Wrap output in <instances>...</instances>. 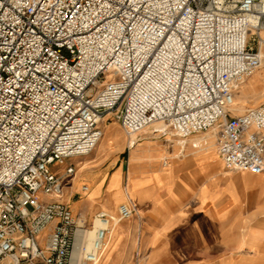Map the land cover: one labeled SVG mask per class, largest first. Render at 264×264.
I'll list each match as a JSON object with an SVG mask.
<instances>
[{
  "label": "built area",
  "instance_id": "built-area-1",
  "mask_svg": "<svg viewBox=\"0 0 264 264\" xmlns=\"http://www.w3.org/2000/svg\"><path fill=\"white\" fill-rule=\"evenodd\" d=\"M263 29L264 0H0V261H97L61 197L106 114L128 135L216 128L223 167L261 174L264 103L234 114L233 89L261 64Z\"/></svg>",
  "mask_w": 264,
  "mask_h": 264
},
{
  "label": "crops",
  "instance_id": "crops-1",
  "mask_svg": "<svg viewBox=\"0 0 264 264\" xmlns=\"http://www.w3.org/2000/svg\"><path fill=\"white\" fill-rule=\"evenodd\" d=\"M238 88L234 87L233 95L241 100ZM245 100L247 102V95ZM191 141L180 144L178 154L176 147L171 151L159 148L145 157L144 150L136 149L134 155L140 161L148 158L149 162L146 166L141 163L133 166L130 189L123 191L117 200L110 196L106 185L111 175L118 173L120 189L124 188L128 176L123 183V165H116V161L111 165L115 166L112 172L105 169L93 174L80 169L79 181L95 176L92 185L96 187L102 180L99 197L103 186L105 189L100 203L95 202L94 189L91 188L95 191L93 194L83 193L86 206H78L81 200L75 202L74 211L82 210L86 219L88 215L91 218L96 209L117 216L118 205L124 203L133 210L131 220H119L113 226L99 264H139L140 259L145 258V264H220L221 254L235 249L236 228L241 226V221L237 223L238 211L247 210L245 219L264 218V171L258 175L227 172L221 167L217 153L194 151L200 144ZM183 151L185 154L179 155ZM236 173L247 174V177ZM80 189L76 187L71 191L77 193ZM247 232L252 233V230ZM255 239H247L255 244L251 247L256 246ZM181 259L185 262L179 261ZM226 263L231 264L230 260Z\"/></svg>",
  "mask_w": 264,
  "mask_h": 264
},
{
  "label": "rangeland",
  "instance_id": "rangeland-1",
  "mask_svg": "<svg viewBox=\"0 0 264 264\" xmlns=\"http://www.w3.org/2000/svg\"><path fill=\"white\" fill-rule=\"evenodd\" d=\"M262 33L264 34V29L258 33H252L251 38L253 41L251 42V46L253 49L259 52L260 47H262L261 51L264 53V44L262 43L261 46H257V36L260 37V39L264 42V38L262 36ZM261 71V75L257 76V73ZM256 76L255 79H253ZM106 79L102 77L99 81V85L103 84ZM238 88V92L240 91L241 87L247 86V102L244 98H240L239 100L237 98V95H233V113L234 114H240L247 108H252L260 105L261 103H264V56L261 57V64L255 69V71L248 77L244 78L240 83L236 85ZM235 86V87H236ZM239 107V110H236V108ZM162 124V123H161ZM100 128H101V136H108L107 133H118L122 136L121 142L117 143L116 141H112V143H109L107 147L102 148L101 150L98 149L97 145L95 148L87 155L75 157L70 160V162L75 165V172L78 171L77 177L75 180L74 188L81 187L82 184H85L87 182L89 184V188L87 191H82L81 189L78 190L77 193H74L69 189L70 180L68 182H65L63 195L61 197V201L67 206V208L70 210L74 220L78 224V220L80 218V214L82 210L77 209V211H74L73 205L74 203L81 202L80 206L83 208L86 206V202L83 200L85 197L83 193H88L91 191V188L95 191L97 190L95 194V202L100 203L103 201V195H104V186L102 188V194L99 197V189L100 185L102 183V180L97 184L96 187H93V181L95 179V176H89L87 180L85 181H79V173H80V167H84L81 171L88 172V173H97L102 170H109L112 172L115 168L114 163L116 162V165H123L124 172H123V183L126 181V177L128 176L127 184L131 185L132 179H131V172L133 171V166H138V164H143L146 166V164L149 162L148 158H145L144 160H139L138 156L134 153H136V149H142L145 152V157L151 153V151L155 149H167L168 151H171L172 148L176 147L175 153L178 154L180 152L181 146L180 144H183L190 140L191 143L193 140H198L200 147H197L194 149V151H202L206 152L205 150H211L212 152L216 153L215 148V137H216V128H213L207 132L199 133L195 135H191L190 137L186 139H180L179 137L173 135L168 129L164 130V125L162 124L161 129L157 130L156 132L153 131L152 133H147V131H141L137 134H134L133 143L129 147L127 144L128 138H130V135H127L124 130L122 129L119 121L112 115V114H106L101 122H100ZM160 131V132H159ZM146 132V133H145ZM144 133V134H143ZM154 134V135H152ZM114 135V134H113ZM101 138V137H100ZM186 148V146H185ZM186 151H183L181 154H185ZM164 162V161H163ZM135 164V165H134ZM221 167L228 172L223 167V164H221ZM233 172V171H232ZM114 174V173H113ZM112 174V175H113ZM237 175H245L247 177V174L242 173H236ZM111 175V176H112ZM250 177H253L249 175ZM119 177V175H118ZM255 178V177H253ZM118 179V178H117ZM82 182V183H81ZM126 184V185H127ZM124 186V188L126 187ZM240 186V184L238 183ZM242 185V184H241ZM247 185V184H246ZM118 186L120 188V182L118 179ZM71 203H73L71 205ZM130 203V201H129ZM73 206V207H72ZM71 208L74 212H72ZM99 209H96L93 211V215L98 211ZM237 217L240 219L237 220V223L241 221V226H237V232L235 234V249L230 251H225L221 254L219 258L220 264H227V260H230L231 264H264V218H261L259 216H252L251 218L245 219L243 216L247 214V210L242 208L238 211ZM241 214V216H240ZM133 216V214H132ZM131 216V218H132ZM129 218L128 220H131ZM90 215L86 216L84 227L87 228L90 226ZM125 220V221H128ZM124 222V221H123ZM247 230H252V233H248ZM255 239L256 246L251 247L250 245H255L252 241L247 242V239ZM135 245V243H134ZM145 254V251L143 252ZM102 257L99 258L98 262L96 264H99ZM179 261H184L185 259H181ZM147 262V258L144 260L140 259L139 264H145ZM180 262V263H181ZM12 264L9 258H6L4 260L0 261V264Z\"/></svg>",
  "mask_w": 264,
  "mask_h": 264
},
{
  "label": "bare ground",
  "instance_id": "bare-ground-1",
  "mask_svg": "<svg viewBox=\"0 0 264 264\" xmlns=\"http://www.w3.org/2000/svg\"><path fill=\"white\" fill-rule=\"evenodd\" d=\"M262 36L264 38V34L263 33H262ZM262 43L264 44V42H262ZM261 49H262V47H260V49H259L260 59H261L262 56H264V53L261 51ZM261 74L262 73L260 71V72L257 73V76H259ZM255 78H256V76L253 79H255ZM239 94L241 95L240 96L241 98H244L246 96L244 87L240 88ZM233 103H235V102L233 101ZM236 110H239V107H237ZM161 126H162V124L160 122H155V123L145 127L143 129V131L146 130L147 133L149 134V133H152L153 131L156 132L157 130L161 129ZM107 135H108L107 137L106 136H101V138L99 139V141L97 143V147H98L99 150H101L104 147H107L109 143H112V141H116L117 143H119L122 140V136L119 135L118 133H109L108 132ZM152 135H154V134H152ZM129 137L130 138H128L127 144L130 147L131 144L133 143V141H135L134 134H130ZM193 141H194V143L198 142V140H193ZM78 157H80V156H78ZM80 169L82 170V169H84V167H80ZM80 169H78V170H80ZM77 173H78V171L75 172L72 175V177L70 179V185H69L70 187H69V189H73L75 187L74 184H75V180H76V177H77ZM117 178H118V173H114L110 177V179L108 181V184L106 185L107 190L108 191L110 190V196L113 199H115V200L119 199L121 197V195H123V191H126V190L130 189V185L127 184L126 187L121 190L119 188V186H118V179ZM80 188L85 190V191H87L88 188H89V184L87 182H85V184H82ZM94 192L95 191H89L90 194H93ZM96 192H97V190H96ZM124 204L128 205L126 203H124ZM117 209H118V207H117ZM106 214L109 215L112 218V221H108V223H105V222H102V221L98 220L97 218L94 217V215H92L91 220H90V226L87 227L84 232L83 231H79L77 233V239L78 240H80L81 237L83 236L84 244H85V247H86L87 250H89L91 252H98L99 253V257H98L97 261L94 264H96L98 262L101 254H103V251L106 250V247H107L106 239L109 236V234L111 233L113 226L116 223H118L117 216L110 215L108 213H106ZM78 224L81 225V226L82 225L84 226V224H85V218L82 216V214H80V218L78 220ZM104 229L108 230L107 235H106V237L100 238L98 236V230H104ZM4 264H7V263H4Z\"/></svg>",
  "mask_w": 264,
  "mask_h": 264
}]
</instances>
